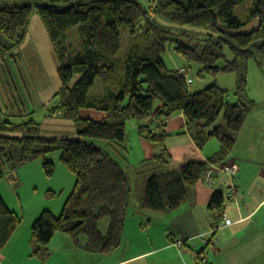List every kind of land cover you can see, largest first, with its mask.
<instances>
[{
    "label": "trees",
    "instance_id": "trees-1",
    "mask_svg": "<svg viewBox=\"0 0 264 264\" xmlns=\"http://www.w3.org/2000/svg\"><path fill=\"white\" fill-rule=\"evenodd\" d=\"M244 1L25 0L0 4V59L13 55L35 10L58 59L60 85L51 97L49 115L70 120L78 135L74 139L46 138L32 118L17 123L0 110V178L12 177L17 165L55 150L75 178L60 214L42 210L32 222L31 256L45 262L55 233L66 235L89 253L109 254L121 244L129 204V173L103 147L87 139L122 146L127 121L137 122L138 134L158 148L142 197V207L155 212L176 209L188 197L189 188L202 182L205 170L228 157L246 116L256 106L245 91L247 60L255 58L259 67L264 66V0H251L245 14H236ZM255 19L256 26L250 31L237 32ZM70 30L75 32L73 39ZM122 32L130 41L119 56ZM190 33L197 36L188 37ZM167 44L186 64H198L200 77L235 73L234 90L229 93L213 83L189 91L179 70L165 67L161 55ZM224 48L230 59L226 60ZM221 60L225 63L218 66ZM96 78L100 87L93 92ZM155 100L159 104L155 114L160 118L151 126ZM85 109L105 116L100 120L82 117L80 111ZM177 112L182 113L197 147L216 138L218 150L205 161L168 166L171 157L164 147V126L166 117ZM42 169L47 177L55 170L51 161L44 160ZM54 194L46 192L48 197ZM207 208L210 226L216 231L224 209L223 193L213 191ZM20 221L0 197V250ZM199 264H209L208 258Z\"/></svg>",
    "mask_w": 264,
    "mask_h": 264
},
{
    "label": "rangeland",
    "instance_id": "rangeland-1",
    "mask_svg": "<svg viewBox=\"0 0 264 264\" xmlns=\"http://www.w3.org/2000/svg\"><path fill=\"white\" fill-rule=\"evenodd\" d=\"M142 1L144 2V0ZM22 2H25V0H0V4H20ZM250 2L251 0H245L244 4L240 5L236 9V14L237 11L239 13L245 14L247 7L250 5ZM256 23L257 20L255 19L249 24L243 25L237 30V32H248L256 26ZM183 27L188 28L189 26ZM172 32L174 34H177L178 31ZM68 33L70 36H72V39L76 37L73 30H70ZM191 36L192 38H194L197 35L195 33L188 34V37ZM121 41L122 48L119 52V56L123 54L125 47L130 41L129 35H127V33L125 32H122ZM12 53V56H7L3 60L0 59L1 112L6 116L12 115L10 116V118L17 123L32 118L39 124V133L43 137H67L72 139L78 138V135L75 131V126L70 120L49 115L48 107L49 103L52 102L51 97H53V94L58 90L60 85V80L57 73L58 59L48 39L44 25L35 10L31 11L25 34L21 43L13 48ZM224 53L226 56V60L230 59V54L227 48H224ZM161 57L167 69L179 70L180 74H188L191 80L189 83V91H197L213 83L218 85L220 88L229 91V93L234 90L236 83L235 73H218L214 77H200L197 74L199 65L194 62L186 64L182 56L174 51L172 45L170 44H167L165 46V50L163 51ZM224 63V60H221L219 61L218 66L224 65ZM98 87H100V80L96 78L93 84L92 91H96ZM245 91L247 95L256 102L255 108L249 115L246 133L243 132V135H247L248 133L249 136H252V144L247 141V143L243 146L245 153H243L242 157L243 166L245 167L242 180L246 181V183L248 184L251 180L252 174L258 171L257 168H260L259 170L262 171L261 174L262 176H264V66L261 65V67H259L255 58L248 59L246 63ZM156 102V100L153 102V108L156 105ZM129 122H135V120L131 119L127 121L126 128L128 132V129L130 127ZM249 131L251 133H249ZM133 133H136L135 128L132 134ZM211 139L213 140H211L210 142H213L214 144L217 142L215 137H211ZM87 140L100 145L114 159H117L120 162L118 153L115 152V150H118L117 145H114L116 146L114 148L112 147V144L108 145V143L102 139L93 138ZM119 148L121 151L126 150L125 144L119 146ZM59 154L60 152L55 150L45 155L44 158L40 157L35 159L34 161L22 165H17L12 173V177L0 178V197L9 210L13 211L21 218L22 211L24 215L26 214L27 217L30 210L42 201L54 203L60 200V204L64 202L70 188L73 186L75 178L73 174L70 173L68 169L59 161ZM141 155L142 154L137 150V147L133 146L132 156L134 157V159L141 157ZM50 159L58 163H53ZM43 160L49 162L51 161L54 165L55 170L53 175L50 177H47L42 169ZM227 161L228 158L226 157L218 165L213 164L209 166L215 168V179L218 176L219 180H221L219 174H226L230 178V181H228L229 183L226 182L225 189L222 190L224 196L225 212L234 210L235 205H239L236 204L233 199L229 200L226 195V192L232 193V191H230L229 189H234L233 184L230 185V182H235L238 179V177H236V164L234 162L226 163ZM56 164H59V166H61V168L63 169L62 174H60V172L56 169V167L58 166H56ZM171 165H175V162L171 161ZM226 165H230L229 167H234L235 165V169L232 168L231 170V172H235L233 176H230L232 175L229 174L231 172L223 170L224 166ZM206 171L207 169L205 170L204 174L206 173ZM132 174L133 176L131 178V184L133 182V188L131 192L134 194L141 191L139 180H144L145 182L149 175H135L134 173ZM68 176H70L71 178L70 183L68 180ZM62 179L64 181V188L61 190V192H58L59 185ZM215 179L214 182L216 181ZM202 180V182L206 184L204 176ZM50 187L52 189H50ZM131 187L132 186H130V189ZM49 190H53L54 192H56V194H54V196L52 197L46 196L45 194ZM130 200L131 202L134 201L133 198H131ZM246 204L247 207L253 205V203L249 202V200ZM260 207L261 209H259ZM259 208H257V210L259 209V211L256 213L253 219L252 226L250 228L240 230V233L242 234L241 237H245L249 245H242L239 243V245H237L232 250V255L234 256H241L243 253L249 254V256L253 255L248 262L249 264H264V202L261 203ZM24 221L25 220H21L18 224L20 225V228L23 226ZM220 221L221 219L219 220V222ZM103 224H105L104 221ZM209 231L211 233H215L214 229L211 226ZM217 236L218 234L216 235V237ZM214 239L215 237L213 234L209 235V239H206V242L207 240H210V242L214 241ZM80 240H84V236H81ZM177 241L178 240L175 239L169 245L180 251L181 245L177 247ZM70 244L73 249L76 248L72 241ZM208 253L209 256H213L210 249ZM68 254L71 259H78V257L72 252ZM68 254L62 253L59 255V252H56V255L53 254V256L58 257V261H60L61 259L67 260ZM192 257L193 259L191 260V263H194V257H198V255L193 253ZM229 257L230 254L220 256V263H233L232 257ZM77 261L81 260L79 259ZM79 263L80 262H78V264ZM0 264H9L7 258H4V260L0 262Z\"/></svg>",
    "mask_w": 264,
    "mask_h": 264
},
{
    "label": "crops",
    "instance_id": "crops-1",
    "mask_svg": "<svg viewBox=\"0 0 264 264\" xmlns=\"http://www.w3.org/2000/svg\"><path fill=\"white\" fill-rule=\"evenodd\" d=\"M158 106L159 104L156 102L153 108V116L149 121L151 124L160 118L155 114ZM250 113L247 115L245 124H243L237 135L234 147L228 155V161L226 162H234L236 164V177H238L235 182H230V185L233 184L234 189L229 196V192H226V195L229 200L233 199L239 205L234 204V210L225 212L224 204L220 218L221 221L216 228L215 234L213 233L215 243L206 242V239H209V235H212L209 231L211 221L207 205L212 192H222L225 189L226 182L229 183L230 178L226 174H219L221 180L217 176L213 186L206 185L203 182L197 183L195 186L189 188L188 197L176 209L164 212H155L143 208L142 197L145 182L144 180H139L141 191L134 194L131 192L133 188L132 182L122 241L120 246L109 254L89 253L78 247L73 249L70 244L71 241L67 236L55 233L48 244L50 253L45 262L39 257L31 256L32 247L29 238L32 222L42 210H47L52 215L58 216L64 203L62 201L63 203L60 204V200L54 203L42 201L30 210L27 217L22 211L21 220H25L23 226L20 228V225H18L14 229L7 243L1 249L0 262L4 258H7L9 264H78V262H80L79 264H190L193 259L192 254L201 252L202 254H206L209 264H230L220 263L219 261L220 256L226 254H230V257H232L233 263L231 264H249L248 262L253 255L249 256V254L243 253L241 256H234L232 255V250L239 243L249 245L247 239L243 236L241 237L240 230L252 226L256 213L261 209L259 206L264 202V176H262L260 168H257L258 171L252 174L248 184L242 180L245 171L242 160L243 153H245L243 146L247 141L252 144V136H249L248 133L247 135H243V132L246 133ZM80 115L95 120H100L105 116V114L92 109L82 110L80 111ZM129 123V132L126 128L125 135L126 150L121 151L119 146H117L118 150H115V152L118 153L120 162L116 160L128 171L131 182L132 173L135 175H150L152 173L155 164L151 163V159L158 151V148L138 134L136 121ZM134 128L136 129V133L132 134ZM164 130L167 133L164 147L169 152L171 161L175 162V165H171L170 161L169 167H176L191 160L205 161L218 150V142L215 144L210 142L213 140L211 138L202 148L196 146L181 112L166 117ZM249 133L251 132L249 131ZM114 145L112 147L115 148L116 146ZM133 146L137 147V150L141 152V157L134 159L132 156ZM50 160L53 163H58L52 159ZM56 166V169L62 174L63 169L61 166L59 164H56ZM136 167H138V170L149 171L136 173L138 172V170L134 169ZM68 180L70 183V176H68ZM63 188L64 181L62 179L58 192H61ZM72 188L73 186L70 188L69 193L72 191ZM50 189L52 188L50 187ZM131 198L134 201L131 202ZM248 200L253 203L250 207H247L246 204ZM257 208L259 209L257 210ZM217 234L218 236L216 237ZM175 239L186 241L185 245H181L180 251L169 245ZM80 241L84 242L85 240ZM209 249L213 256H209ZM56 252H59V255L72 252L78 259H71L68 254V261L66 259L58 261V257L53 256V254L56 255ZM79 259L81 261H77Z\"/></svg>",
    "mask_w": 264,
    "mask_h": 264
},
{
    "label": "built area",
    "instance_id": "built-area-1",
    "mask_svg": "<svg viewBox=\"0 0 264 264\" xmlns=\"http://www.w3.org/2000/svg\"><path fill=\"white\" fill-rule=\"evenodd\" d=\"M184 77H185V81L186 83H190V78L188 76V74H182ZM154 125V122L152 123V126ZM230 165H226L224 166V171H229L231 172L232 168L235 169V165L234 167H229ZM214 170L215 168L214 167H209L206 171V173L204 174V177H205V183L206 185H209V186H212L214 184V179H215V173H214ZM228 172V173H229ZM235 172H231L229 174H232L230 176H233ZM203 181V180H202ZM230 191H232L233 189H229ZM231 193L229 192L228 196L230 195ZM178 241L176 242V245L177 247H179L180 245H182V241L181 239H177ZM211 242H215V241H211ZM197 260L194 261V263H191V264H199L200 263H204L206 260H207V256L206 254H201L198 256V258H196Z\"/></svg>",
    "mask_w": 264,
    "mask_h": 264
}]
</instances>
